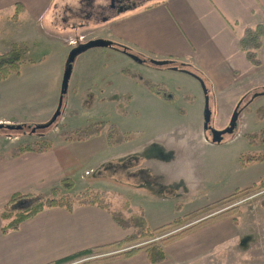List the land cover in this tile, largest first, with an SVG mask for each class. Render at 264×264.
Masks as SVG:
<instances>
[{"label": "crops", "instance_id": "0c3cea01", "mask_svg": "<svg viewBox=\"0 0 264 264\" xmlns=\"http://www.w3.org/2000/svg\"><path fill=\"white\" fill-rule=\"evenodd\" d=\"M54 1L0 0V15L19 3L25 12L23 17L27 15L33 23L40 24L50 19ZM82 4L84 10L92 15L90 11L96 7V0L92 1V7L87 0ZM123 12L119 17L115 14H100L102 23L90 29V35H76L73 36L75 39L63 41L65 44L81 41L87 35L89 40H108L129 48L132 54L144 62L134 61L115 45L113 50H88L71 76L67 110L74 101L79 98L88 100L91 94L97 102L95 106L106 103L117 107L120 94L132 95L129 102L135 100L136 92L148 94L141 83L122 74L123 69L160 84L170 92L175 90L171 93L176 98L182 97L190 104L206 99L196 77L170 65L156 66L150 62L174 60L203 77L209 87V95L213 96L216 103V123H228L234 110L240 107L239 119L247 118L251 122L262 123L256 118V112L264 109V91L256 93L245 108H242V101L245 93L264 90V40L261 49L262 66L257 68L247 61L240 50L239 39L246 28L264 25V0H147ZM69 46L72 50L73 47ZM67 60V56L59 58L51 63L44 75H40L38 81L20 83L16 89L8 87L5 81L17 78V75L0 82V124L22 123L18 116L25 107L38 113L41 125L50 121L61 97ZM35 86L42 89L36 92ZM120 87L124 90H119ZM60 124L63 125L59 123L58 127ZM51 133L46 136L39 134L41 138L52 141L51 150L24 153L16 157L7 155L0 162V264H50L81 251L123 241L134 232L133 229H124L118 225L105 209L78 205L72 211L63 207L45 209L24 221L19 230L2 233L1 211L14 193L49 195L53 188L70 178L77 188L82 187L79 192L92 187L118 197L120 195L114 186L115 179L100 174L99 169L118 159L124 144L110 146L105 133L85 141H65L60 135L54 141L49 136ZM35 135L27 136L24 143L39 140L34 139ZM195 135L199 146H212L203 139V132ZM173 138L170 150L158 151L147 163L153 176L164 186L182 185L180 182L185 183L184 179L189 177V168L184 158L175 155L182 148L180 138ZM252 147L264 148V145ZM243 169L241 181L235 187L224 186L218 190L215 183L203 176L205 182L201 184L205 183V188L213 187L203 194L189 199L176 196L163 199L152 197L159 201L166 199V203L144 209L150 227L169 224L178 217L233 194L237 189L253 186L255 181L260 182L264 178V161ZM178 202L181 205L180 211L175 208ZM136 206L143 208L140 204ZM165 214L168 219H161ZM244 214V211L239 210L235 216L239 221ZM233 219L231 216L221 218L165 244L163 249L167 259L159 264L215 263L241 236L240 227ZM152 222L154 226H151ZM95 264L152 263L147 254L140 251L128 258Z\"/></svg>", "mask_w": 264, "mask_h": 264}, {"label": "rangeland", "instance_id": "374dc122", "mask_svg": "<svg viewBox=\"0 0 264 264\" xmlns=\"http://www.w3.org/2000/svg\"><path fill=\"white\" fill-rule=\"evenodd\" d=\"M83 1H54L50 19H45L40 24L33 23L27 15L23 17V13L25 12L23 10H16V6L12 9L8 8L0 15V53L8 51L17 42L26 48L20 74L17 75V78L13 77L5 81L8 87L16 89L20 83L38 81L40 75L46 73L51 63L63 56L69 57L71 52L69 45L71 41L67 45L63 40L75 39L73 36L76 35L78 37L81 35L86 36V34L90 35V29L93 30L95 29L94 27L101 25L100 14H97L99 10L97 6L106 5L108 0H96V7L92 9V15L88 14L89 11L84 10ZM124 13L120 12L115 15L119 17ZM94 31L95 33H100L98 30ZM88 35L86 39L83 36L82 42L89 40ZM94 49L113 50L114 46ZM84 54L78 55L73 62L72 75ZM205 84L208 89L207 83ZM201 85L200 91L208 97V106L212 111L208 130H204L203 127V113L206 106L205 98L203 101L193 103V105L177 93L180 98L167 102L154 94L152 95L151 92L143 87L148 94L136 92L135 100L132 102H128L124 95L120 94L121 102L124 104L122 105V111L117 106L106 103L95 106L97 102L93 98V94L90 95V99L88 100L77 99L74 101L72 107L67 110L70 98L68 89L63 99L61 115L51 127H46L49 121L41 125L38 113L25 107L24 111L18 116L19 120L23 122L16 124L23 126L22 130L1 129L0 156H7L12 148L26 144L24 143L25 138L27 136L32 137L33 133L37 134L33 136L35 137L34 139L40 138L39 140H41L43 138L39 134L46 136V134L52 132L49 136L54 141H57L58 135L61 133L86 127L92 122L114 123L122 131L132 132L134 137L120 148V157L118 159L108 162L99 169L100 174L102 173L106 177L115 179L113 181L115 182L114 186L120 192L118 197L107 191L112 201L111 208L126 215H130L131 212L136 214L141 213L140 215H143L146 222L145 227L153 230L157 227H150L144 209L146 210V207L151 205L166 203V199L164 201L157 199L174 198L175 196L180 199H189L198 194H203L204 191L213 188L212 186L205 188V183L201 184L204 181L203 176L215 183L218 190H221L224 186L233 185L235 187L241 181L244 171L240 162V155H264V148L253 149L246 139L247 134L258 133L263 129L264 122L258 124V122H251L247 118H238L235 129L231 134H226L220 143L213 141L210 128L221 130L228 126L229 121L228 123H216L217 109L215 107V100L213 96L209 95V92L206 94ZM41 89V87L35 86L36 92H39ZM122 89L120 87L119 90ZM173 91L175 92V90ZM263 91L255 90L245 93L242 108L247 106L249 101L256 96V93H262ZM188 98V100H191L190 97ZM63 117H65L64 120H62ZM59 123L63 125L60 124V127H58ZM199 132H203V139L212 144V146H199L196 139L197 135H195ZM102 133H106V127ZM173 137L180 138L182 148L178 150V153L175 152V155L184 158V163L189 168V177L184 179L185 183L180 182L182 185L164 186L153 176L147 163L150 162L149 158L156 155L155 153L158 151L170 150V146L172 147L173 144L171 142L174 139ZM34 139H29V141ZM258 146L261 147V145ZM257 182L259 181H255V183ZM198 185L200 186L194 191V187ZM81 188V186H78V188L74 186L73 191L63 190L61 194L72 193L75 195ZM250 196L252 199L244 198L235 202L236 207H239V210L245 213L239 218V221L237 216H235L237 213L231 215V217L236 218V222L241 230V236L218 257L215 263L204 262V264H264V189L253 192ZM152 197L157 199H151ZM179 203L176 206L179 205L181 210ZM136 204L142 205L143 208H138ZM232 206H234V203L226 206V208L224 207V209ZM224 209L220 208L216 212L224 211ZM213 214L211 213V215ZM211 215L198 216L185 224H194ZM184 216L176 219H181ZM161 219H168L167 214L161 217ZM154 225L152 222L151 226ZM176 231L178 230L173 229L162 234H154L142 240L141 245L149 242H160L168 237L169 234Z\"/></svg>", "mask_w": 264, "mask_h": 264}, {"label": "trees", "instance_id": "16d2710c", "mask_svg": "<svg viewBox=\"0 0 264 264\" xmlns=\"http://www.w3.org/2000/svg\"><path fill=\"white\" fill-rule=\"evenodd\" d=\"M16 10H22V6L19 3L16 5ZM263 40L264 25H257L255 27L246 28L239 39L240 50L245 55L247 61L257 68L262 66L261 49L263 47ZM114 45L119 47L122 51L126 52V54L133 53L129 48L123 45ZM25 53V46L19 44H13L8 51L0 53V82L7 80L11 76L20 74L21 66L24 62ZM167 62L168 65H170L171 67L185 71L205 83L201 75L187 69L184 64H179L174 60H167ZM122 73L126 77H130L138 81L149 92L163 99L164 101L172 102L176 98L173 93L168 91L162 85L156 84L142 77L141 75L133 74L127 69H123ZM124 97L128 102L132 100V95L130 94H125ZM117 102L119 109L122 111V105L124 104L123 102H121L120 97ZM256 116L259 121L264 122V109L257 110ZM105 127V135L108 144L112 147L126 144L127 142L131 141L134 137V134L132 132H124L116 124H107L105 122H92L86 127L77 128L71 132H63L60 134V136L65 141H85L92 137L100 135ZM246 139L249 145L251 146L264 145V128L261 129L258 133L247 134ZM52 147V141H50L48 138H43L41 140L22 144L19 147L12 148L9 151L8 156L16 157L24 153H44L51 150ZM4 158V155L0 156V162ZM263 161V154L240 155V162L242 167L244 168ZM74 186V181L70 178H67L63 180L58 187L53 188L49 195L43 193H14L13 195H11L7 204L1 211L2 233L5 234L10 231L19 230L21 224L24 221L35 217L36 215L48 208L63 207L68 211H72L78 205L96 206L109 211L114 221L122 228H133L134 232L123 241L108 244L99 248L81 251L70 257L55 261L50 264H67L88 257L95 258L89 261H85L81 264H95L102 261H111L122 258H128L140 251H144L147 254V257L152 264H159L167 259L163 249V246L165 244L174 241L178 238H181L197 228L208 225L221 218L229 217L235 213H238L239 207L236 206L231 207L229 209H225L224 211L222 210L216 212V210L220 208L224 209V207L226 208V206L231 205L238 200L249 197L250 195H252L253 192L264 189V178L261 179L259 183H256L253 186L242 190L237 189L233 194L227 197H224L190 215L184 216L181 219H176L169 224H165L153 230H150L145 227L146 222L144 220L143 215H140L141 213L136 214L134 212H131L130 215H126L113 210L111 208L112 201L107 191L88 188L86 190H82L81 192L75 195H73L72 193L61 194L63 190L71 192L74 189ZM176 209L180 210L179 205L176 206ZM211 213L214 214L211 215ZM208 214L211 216L199 220L198 222L191 225L185 224L191 219ZM233 221L236 222V218H234ZM173 229H177L180 231L166 237L160 242H149L147 244L141 245V241L145 238L150 237L154 234H162L163 232ZM129 247H131L129 250H125L118 254H112L105 257H97L99 255L109 253L111 251Z\"/></svg>", "mask_w": 264, "mask_h": 264}, {"label": "water", "instance_id": "95a60500", "mask_svg": "<svg viewBox=\"0 0 264 264\" xmlns=\"http://www.w3.org/2000/svg\"><path fill=\"white\" fill-rule=\"evenodd\" d=\"M112 45H113V42H111V41L103 40V39H94V40L87 41L85 43H81L71 50L69 57H68V60H67V66H66L65 71H64V76H63L62 85H61V97L59 100V104H58V107H57L55 114L53 115L50 122L46 125V127L52 126L56 122L58 117L61 115V107L63 104V99H64V96L66 95V93L68 92V89H69V82H70V79L72 76L73 62L75 61L76 57L82 53L87 52L88 50H91L94 48H107V47H110ZM129 57L131 59H133L134 61H137L139 63L143 61L142 59H140L138 56H136L134 54H129ZM151 63L153 65H156V66L168 65V62L158 61V60H151ZM201 84H202L204 90H206L204 82L201 81ZM211 114H212V111H211L210 107L208 106V97H206V108L204 111V130L209 129V124L211 121ZM238 118H239V111H238V108H236L232 114L229 125L225 129L215 130V129L210 128L213 141L216 143H220L223 141L226 134H231L235 129ZM1 129H8V130H12V131L13 130H22L23 126L0 124V130Z\"/></svg>", "mask_w": 264, "mask_h": 264}, {"label": "flooded vegetation", "instance_id": "af4514ba", "mask_svg": "<svg viewBox=\"0 0 264 264\" xmlns=\"http://www.w3.org/2000/svg\"><path fill=\"white\" fill-rule=\"evenodd\" d=\"M87 1H88V4H90V6L92 7V1L93 0H87ZM145 1H147V0H108L106 5L99 6V10H98L97 14H103V15H105V14H108V15L118 14L120 12L131 9V8L136 7L138 5H142V4H144ZM90 12L92 13V10ZM225 128H223V129H225ZM261 146H263V145H261Z\"/></svg>", "mask_w": 264, "mask_h": 264}, {"label": "built area", "instance_id": "2783aa9c", "mask_svg": "<svg viewBox=\"0 0 264 264\" xmlns=\"http://www.w3.org/2000/svg\"><path fill=\"white\" fill-rule=\"evenodd\" d=\"M72 45H75V42H71ZM125 250H128V249H122V250H118V251H114V252H110V253H107L106 255L104 256H108V255H112V254H118L120 252H123ZM95 257H88V258H84V259H81V260H77V261H74V262H70V263H67V264H81L85 261H89V260H92L94 259Z\"/></svg>", "mask_w": 264, "mask_h": 264}]
</instances>
